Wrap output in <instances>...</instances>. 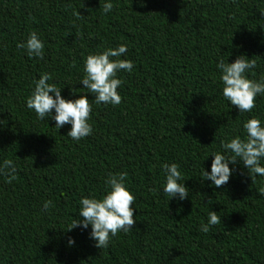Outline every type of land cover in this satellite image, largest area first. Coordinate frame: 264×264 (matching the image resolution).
Masks as SVG:
<instances>
[{
  "label": "trees",
  "instance_id": "1",
  "mask_svg": "<svg viewBox=\"0 0 264 264\" xmlns=\"http://www.w3.org/2000/svg\"><path fill=\"white\" fill-rule=\"evenodd\" d=\"M33 31L43 59L17 47ZM122 44L119 59L134 64L116 76L122 101L97 104L80 84L85 60ZM240 55L256 60L245 75L259 81L264 0H0V165L12 160L17 177L0 175V264H264V176L252 182L239 161L221 188L202 176L213 153L232 155L221 142L245 139L249 119L264 126V95L251 112L223 96L217 63ZM42 73L66 100L87 95L91 135L73 140L71 125L27 108ZM172 163L189 190L182 201L163 191ZM124 172L133 230L103 249L91 226L68 231L80 200L100 199L109 174ZM210 210L221 222L204 233Z\"/></svg>",
  "mask_w": 264,
  "mask_h": 264
},
{
  "label": "clouds",
  "instance_id": "2",
  "mask_svg": "<svg viewBox=\"0 0 264 264\" xmlns=\"http://www.w3.org/2000/svg\"><path fill=\"white\" fill-rule=\"evenodd\" d=\"M102 8L104 13H109L113 9V4L106 2ZM77 15L83 18L79 12ZM17 47L25 49L29 58L43 59L44 44L35 31L29 34L26 42L17 44ZM126 52L127 45L122 44L115 49L108 48L100 54L89 55L86 58L84 76L80 84L88 90V93L95 96V103L112 105L121 103L122 98L117 89L121 86L122 80L116 78L117 73L120 70L130 73L134 67L131 60L119 59ZM256 67V60L249 59L245 55L238 56L232 63L223 59L217 63L223 83V96L232 106L238 108L239 112H251L256 106L257 95H264V76L257 81L245 75ZM51 79L50 74L42 73L40 78L34 81V90L26 100L27 108L34 110L41 120L50 117L56 122L55 128L58 130L65 125H71L67 137L73 140L79 141L91 135L93 129L88 120L92 108L87 95H80L75 100H66L61 95V89L56 84L49 83ZM243 127L247 134L245 139L237 136L229 142H221V147L232 155L213 153L210 173L203 169L204 180L211 181L216 188H221L229 182L233 174V169H230L229 165H235L238 161L247 169L252 182L255 176H264V166H261V160L264 158V126L259 119L253 117ZM162 168L166 179L163 191L171 198L178 197L181 201L188 198L189 190L184 183H179L182 179L179 165L164 164ZM0 175L7 177L8 183L17 178L16 167L12 160H5L3 165H0ZM126 178V172L109 174L105 195L100 199L82 198L78 214L82 219H73L68 231L77 227L87 229L91 226L90 239L96 242L95 247L98 249L108 247L111 237L116 236L118 232L132 231L136 223L133 208L135 197L126 187ZM51 206H53L52 201L48 200L43 208L47 210ZM220 222L217 212L210 210L208 224H202L201 231L207 233L210 226ZM73 243L74 241L69 239V245Z\"/></svg>",
  "mask_w": 264,
  "mask_h": 264
}]
</instances>
